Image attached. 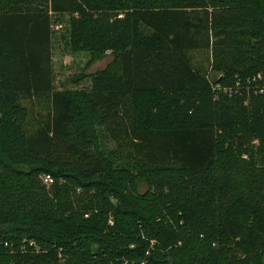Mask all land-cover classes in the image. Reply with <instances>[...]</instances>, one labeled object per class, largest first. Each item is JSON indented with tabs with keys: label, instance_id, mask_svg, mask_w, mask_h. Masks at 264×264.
Returning a JSON list of instances; mask_svg holds the SVG:
<instances>
[{
	"label": "trees",
	"instance_id": "obj_1",
	"mask_svg": "<svg viewBox=\"0 0 264 264\" xmlns=\"http://www.w3.org/2000/svg\"><path fill=\"white\" fill-rule=\"evenodd\" d=\"M0 264H264V0H0Z\"/></svg>",
	"mask_w": 264,
	"mask_h": 264
},
{
	"label": "rangeland",
	"instance_id": "obj_2",
	"mask_svg": "<svg viewBox=\"0 0 264 264\" xmlns=\"http://www.w3.org/2000/svg\"><path fill=\"white\" fill-rule=\"evenodd\" d=\"M68 16L63 15L59 19L60 24H54L56 31L53 44V69L55 87L58 90H70L79 86L74 83L75 76H88L92 73L101 71L109 66L113 61L114 55L112 52H106L103 55L94 57L88 53L72 52L67 43L66 20ZM63 25V26H62ZM192 64L195 68H199L204 74L211 79H217L218 72L213 69L214 59L213 51L209 50H192L189 52ZM86 81L82 84L85 85ZM81 85V86H82ZM29 110L26 127L29 131H34L47 119L49 113V105L41 99H22L20 102ZM48 187L45 181H43ZM144 183L140 184L142 191L146 190Z\"/></svg>",
	"mask_w": 264,
	"mask_h": 264
},
{
	"label": "built area",
	"instance_id": "obj_3",
	"mask_svg": "<svg viewBox=\"0 0 264 264\" xmlns=\"http://www.w3.org/2000/svg\"><path fill=\"white\" fill-rule=\"evenodd\" d=\"M227 91V89H226ZM43 180L48 184L51 185L53 183V178L50 175H46L43 177Z\"/></svg>",
	"mask_w": 264,
	"mask_h": 264
}]
</instances>
